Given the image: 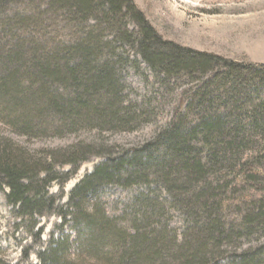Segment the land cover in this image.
Listing matches in <instances>:
<instances>
[{
	"label": "trees",
	"instance_id": "obj_1",
	"mask_svg": "<svg viewBox=\"0 0 264 264\" xmlns=\"http://www.w3.org/2000/svg\"><path fill=\"white\" fill-rule=\"evenodd\" d=\"M0 14L10 38L0 46V119L11 130L0 131V192L6 235L20 249L13 261L0 246V264H264L263 245L226 250L264 233V63L167 40L135 0H0ZM56 22L67 23L70 40L56 37ZM116 46L168 86L194 84L142 147L78 138L138 122L122 96ZM50 132L62 143L33 141ZM92 155L103 161L66 192ZM111 185L151 193L119 220L100 195ZM174 210L187 223L181 242L165 228Z\"/></svg>",
	"mask_w": 264,
	"mask_h": 264
},
{
	"label": "rangeland",
	"instance_id": "obj_2",
	"mask_svg": "<svg viewBox=\"0 0 264 264\" xmlns=\"http://www.w3.org/2000/svg\"><path fill=\"white\" fill-rule=\"evenodd\" d=\"M135 2L146 13L152 25L167 40L232 60L264 63V0H135ZM7 17L5 14H0V22ZM1 25L0 46L2 47V43L8 42L10 38ZM55 25L59 26L56 37L60 41L71 39L73 32L70 27L67 28V23L56 22ZM76 32L79 35L83 31L78 29ZM6 50L4 48L3 51ZM116 51V55L121 54L118 56L122 63L117 69L122 82V96L126 105L135 104V108L139 110L137 112L135 111L137 109H132L134 106L130 109L131 113L135 111V116L139 118L138 122L124 129L111 131L90 128L80 131L78 138L83 139L87 144L94 143L97 146L111 148L114 146L127 149L142 147L169 126L179 107L181 95L194 84L183 80L175 83L174 86H168L158 80L154 71L137 53L135 54V51L128 48L122 51L119 46H116ZM140 116L143 119H140ZM9 129L7 122L0 119L1 133L9 135L11 134ZM52 135L53 133L50 132L42 140L33 141H36V145H39L41 141L55 145L57 138H53ZM23 140L31 148L29 139L24 138ZM62 141V138L58 139V142L62 143ZM100 161H103L102 157L92 155L78 175L68 182L66 192H69ZM104 189L106 190L100 195L105 210L108 215L118 217L119 220L126 213L127 206L134 203L137 197L142 193H151L139 185L127 187L111 185ZM50 190L57 192L58 185L54 183ZM6 216L7 207L0 192V234L2 236L0 246H3L2 252L5 258L16 261L20 249L15 241L6 235ZM164 222L170 234H176L181 242L187 228L184 214L179 210L168 211ZM50 228L51 224L46 230L49 231ZM68 231L69 228L66 229V232ZM238 243L236 247H227L228 255L234 252L241 254L244 251L264 246V233L243 237ZM235 249L237 250L234 251ZM86 264L103 263L100 259L89 257Z\"/></svg>",
	"mask_w": 264,
	"mask_h": 264
}]
</instances>
